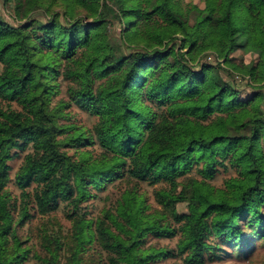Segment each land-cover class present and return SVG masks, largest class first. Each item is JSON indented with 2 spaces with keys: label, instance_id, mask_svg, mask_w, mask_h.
<instances>
[{
  "label": "trees",
  "instance_id": "obj_1",
  "mask_svg": "<svg viewBox=\"0 0 264 264\" xmlns=\"http://www.w3.org/2000/svg\"><path fill=\"white\" fill-rule=\"evenodd\" d=\"M11 1L13 21L0 15V101L9 103L0 106V264L28 258L16 227L31 216L30 186L40 214L61 201L71 207L70 242L42 235L43 264H58L64 245L77 264L92 242L111 264L174 254L144 247L148 234L178 235L176 253L189 264H204L220 243L240 254L252 239L264 242V0H200L187 10L179 0ZM238 50L254 59L236 63ZM210 55L215 63L202 60ZM234 72L252 82L247 97L229 80ZM61 80L73 84L70 101L97 118L90 132L60 122L63 104L52 98ZM28 147L15 174L23 203L15 219L8 161ZM219 168L236 172L223 188L208 182ZM125 178L166 183L155 200L174 224L146 212L133 190L95 222L78 214ZM180 202L187 212L176 210Z\"/></svg>",
  "mask_w": 264,
  "mask_h": 264
},
{
  "label": "rangeland",
  "instance_id": "obj_2",
  "mask_svg": "<svg viewBox=\"0 0 264 264\" xmlns=\"http://www.w3.org/2000/svg\"><path fill=\"white\" fill-rule=\"evenodd\" d=\"M181 7L184 10L189 9L192 5H197L199 8L203 7V3L200 0H179ZM13 2L11 0H0V15L8 22L13 21ZM190 21L193 23L192 13H189ZM90 20V19H89ZM231 57L236 63H249L254 59V56L250 53H243L241 51H235L231 54ZM202 60L208 63H215V58L210 55ZM2 65L0 64V70ZM226 77V76H225ZM231 83L236 86V89L242 93L241 97H247L251 93L252 82L247 75L234 72L233 76L229 78ZM262 85L261 83H259ZM73 85L67 81L59 82V92L53 96L52 104L62 105L63 116L60 118L61 123H73L75 126L90 132L93 124L97 118L89 115L81 108L77 107L70 101L68 88ZM264 87V86H263ZM9 103L0 101V106L6 108ZM16 107V105L12 104ZM69 154L78 156L75 149L67 147L64 148ZM81 150H86L85 147H81ZM93 155L97 154L98 149L96 146L87 147ZM31 148L26 150H16V153L8 161L9 174L8 181L4 187L7 195L10 199V211L15 219L20 216V211L23 206L21 189L15 183V174L19 166L22 163L23 157L26 153L30 152ZM191 176L195 175V170L190 173ZM236 175L234 169L219 168L214 177L208 182L215 188H223L225 182ZM181 180V179H179ZM166 183H159L155 185H148L146 183L137 182L132 179L115 180L108 184L107 188L102 191H96L95 197L80 204L77 212L85 219H90L95 222L99 218H103V214L106 210L114 211V207L117 204V200L125 191L133 190L141 195L146 205V212H161L162 217H166L168 222L171 223L169 216L162 210L161 205L155 200V191L159 189H168ZM27 191L30 194V200L28 202L27 210L31 215L30 218L24 220L22 224L16 227L18 236L24 247L28 248V258L21 264H43L38 256H44L45 251L42 247L41 237L45 233L47 235L57 236L61 241L66 243L70 242L71 235L73 233V220L68 218L67 213L71 210V207L66 202L61 201L59 206L46 214H40L32 199V187H28ZM176 210L180 213L187 212V203L180 202L176 204ZM172 225L174 223H171ZM94 227V225H93ZM243 236L250 232V229L246 226L242 227ZM215 239H211L214 241ZM178 235L174 237H155L148 234L143 242L144 247H153L157 250L173 251V255L169 257H160L149 264H189L184 260V256H180L177 252ZM215 242V241H214ZM250 251L244 253H237V246L233 244H221L215 254H208L204 264H264V242L263 240L252 239ZM246 250V249H244ZM71 250L67 245L59 251L58 264H72ZM80 259L77 260V264H111L109 254L103 250L99 244L92 242L86 245V248L79 254Z\"/></svg>",
  "mask_w": 264,
  "mask_h": 264
}]
</instances>
